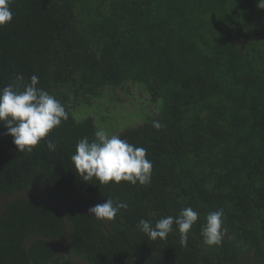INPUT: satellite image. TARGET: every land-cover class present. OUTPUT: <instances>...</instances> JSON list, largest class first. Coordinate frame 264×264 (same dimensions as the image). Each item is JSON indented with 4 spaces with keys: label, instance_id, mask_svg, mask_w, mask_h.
Masks as SVG:
<instances>
[{
    "label": "trees",
    "instance_id": "obj_1",
    "mask_svg": "<svg viewBox=\"0 0 264 264\" xmlns=\"http://www.w3.org/2000/svg\"><path fill=\"white\" fill-rule=\"evenodd\" d=\"M258 5L13 0V19L0 27V88L17 74L23 83L36 75L68 119L32 152H20L0 123V264H264V8ZM132 89L145 95L138 104L143 123L117 135L147 149L151 182L83 181L71 161L77 142L94 139L105 115L115 113L106 111L116 103L112 97ZM107 198L128 207L111 221L88 214ZM185 207L199 213L187 247L175 225L155 240L136 227ZM219 209L225 238L208 247L201 225Z\"/></svg>",
    "mask_w": 264,
    "mask_h": 264
},
{
    "label": "clouds",
    "instance_id": "obj_2",
    "mask_svg": "<svg viewBox=\"0 0 264 264\" xmlns=\"http://www.w3.org/2000/svg\"><path fill=\"white\" fill-rule=\"evenodd\" d=\"M13 0H0V27L11 23ZM260 8L264 3L259 0ZM23 76L17 74L15 80L0 88V123L7 129V135L13 138V144L20 152H32L49 133L68 119L65 106L52 94L38 87L39 78L33 75L30 83H23ZM153 127L159 130L162 124L153 121ZM46 146L56 150L55 141L48 139ZM71 161L80 175L87 181L95 177L101 184L109 182H129L147 185L151 182L153 164L147 159V149L130 144L117 134H109L104 129L94 133V139L81 138ZM125 202L107 198L104 203L88 209V214L97 220H113L121 209H127ZM199 213L192 207L182 208L178 216H165L155 224L141 219L137 229L150 239H166L176 226L180 234L181 247H187L188 233L198 221ZM223 209L210 211L201 225L204 245L220 246L225 238Z\"/></svg>",
    "mask_w": 264,
    "mask_h": 264
},
{
    "label": "rangeland",
    "instance_id": "obj_3",
    "mask_svg": "<svg viewBox=\"0 0 264 264\" xmlns=\"http://www.w3.org/2000/svg\"><path fill=\"white\" fill-rule=\"evenodd\" d=\"M134 96L136 99H133ZM116 99V103L107 107L106 111L109 113L115 112L112 115H105L106 122L101 124V129H110L111 133L117 134L121 129L129 126H135L137 124H142L143 119L138 115L143 113L142 109L139 108V103L145 99V95L139 92L138 89H132L130 95L121 94L119 98ZM151 109V107H148ZM102 110H99L100 114H94L96 118H100ZM120 127V128H118Z\"/></svg>",
    "mask_w": 264,
    "mask_h": 264
}]
</instances>
